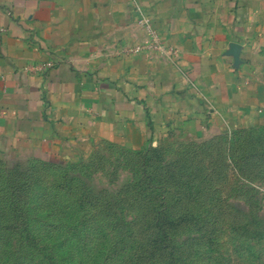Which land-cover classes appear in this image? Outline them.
<instances>
[{
    "label": "crops",
    "instance_id": "1",
    "mask_svg": "<svg viewBox=\"0 0 264 264\" xmlns=\"http://www.w3.org/2000/svg\"><path fill=\"white\" fill-rule=\"evenodd\" d=\"M139 1L164 50L131 0H0V157L264 128V0Z\"/></svg>",
    "mask_w": 264,
    "mask_h": 264
},
{
    "label": "rangeland",
    "instance_id": "2",
    "mask_svg": "<svg viewBox=\"0 0 264 264\" xmlns=\"http://www.w3.org/2000/svg\"><path fill=\"white\" fill-rule=\"evenodd\" d=\"M149 147L0 157V264H264V128Z\"/></svg>",
    "mask_w": 264,
    "mask_h": 264
},
{
    "label": "built area",
    "instance_id": "3",
    "mask_svg": "<svg viewBox=\"0 0 264 264\" xmlns=\"http://www.w3.org/2000/svg\"><path fill=\"white\" fill-rule=\"evenodd\" d=\"M134 12L136 14L137 21L140 25H142L147 33L148 38H146L143 42L136 43L129 48L130 52L142 51V50H153L160 49L164 50L165 46L161 40V36L157 28L155 27L150 14L146 11L145 7L141 4L139 0H131ZM171 51L176 52V48L172 47ZM49 63H39V65H35V69H43Z\"/></svg>",
    "mask_w": 264,
    "mask_h": 264
},
{
    "label": "trees",
    "instance_id": "4",
    "mask_svg": "<svg viewBox=\"0 0 264 264\" xmlns=\"http://www.w3.org/2000/svg\"><path fill=\"white\" fill-rule=\"evenodd\" d=\"M244 131H247V130H241V132H244ZM149 151L161 152L157 147H154V146L149 147ZM140 154H142V153H140ZM142 157L144 158V160L148 159L147 158L148 154H145V155L142 154Z\"/></svg>",
    "mask_w": 264,
    "mask_h": 264
}]
</instances>
